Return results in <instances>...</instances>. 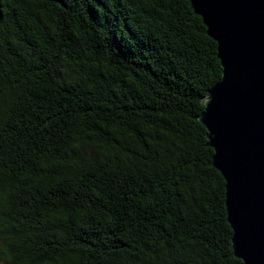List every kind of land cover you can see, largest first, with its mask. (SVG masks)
I'll list each match as a JSON object with an SVG mask.
<instances>
[{
	"label": "trees",
	"instance_id": "1",
	"mask_svg": "<svg viewBox=\"0 0 264 264\" xmlns=\"http://www.w3.org/2000/svg\"><path fill=\"white\" fill-rule=\"evenodd\" d=\"M221 76L189 0H0V264H243Z\"/></svg>",
	"mask_w": 264,
	"mask_h": 264
},
{
	"label": "water",
	"instance_id": "2",
	"mask_svg": "<svg viewBox=\"0 0 264 264\" xmlns=\"http://www.w3.org/2000/svg\"><path fill=\"white\" fill-rule=\"evenodd\" d=\"M189 1L222 67L199 120L225 180L233 253L264 264V0Z\"/></svg>",
	"mask_w": 264,
	"mask_h": 264
}]
</instances>
